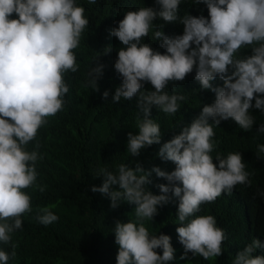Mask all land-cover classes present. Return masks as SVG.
Returning a JSON list of instances; mask_svg holds the SVG:
<instances>
[{
	"label": "clouds",
	"instance_id": "clouds-1",
	"mask_svg": "<svg viewBox=\"0 0 264 264\" xmlns=\"http://www.w3.org/2000/svg\"><path fill=\"white\" fill-rule=\"evenodd\" d=\"M155 3L158 10L140 7L127 11L118 27L111 30L123 46L114 64L122 84L112 100L115 103L135 97L143 114L137 134H128V152L135 157L141 149L161 142L160 125L149 118L151 109L175 114L180 102L186 100L183 94L165 92L170 82L185 80L195 69V79L202 89L215 93V100L159 149L157 155L172 162L173 171L153 167L146 172L139 165L132 169L125 164L119 165L117 172L101 170L103 183L91 191L107 196L113 209L122 201L135 205L137 219L117 221L113 230L119 245L117 264H168L173 260L171 238L151 234L144 223L172 197L179 200L176 216L181 226L175 231L184 248L181 259L192 253L209 260L223 253L225 231L217 226L214 216L196 214L202 204L232 193L237 185L250 186L251 173L240 152L226 157L217 153L213 158L214 126L231 119L247 132L255 122L249 110L254 107L264 113V98H260L264 96V0H195L206 5L207 19L187 13L178 16L182 0ZM14 15L17 18H12ZM157 19L179 21L183 34L165 35L162 25L153 24ZM88 24L84 7L76 0H0V243L12 248L11 253L0 249V264H8L15 257L12 234L22 228V217L33 211L26 190H45L36 183V165L42 157L37 150H27V145L36 139L48 118L64 108L69 92L65 74L78 71L74 50ZM150 32L161 42L163 54L142 43ZM249 46L252 55L240 58V50ZM102 69L99 65L88 70V84L96 91ZM217 78L223 87H213ZM145 82L154 91H142ZM108 95L105 91L103 98ZM258 133H264V124ZM257 149L264 153V145ZM152 173L168 182L157 186L160 195L144 187ZM113 186L119 190H112ZM54 207H37L40 224L47 226L59 219L51 210ZM261 247L264 245L259 240L252 239L236 254L233 264H264V257L253 255Z\"/></svg>",
	"mask_w": 264,
	"mask_h": 264
},
{
	"label": "trees",
	"instance_id": "trees-1",
	"mask_svg": "<svg viewBox=\"0 0 264 264\" xmlns=\"http://www.w3.org/2000/svg\"><path fill=\"white\" fill-rule=\"evenodd\" d=\"M76 3L84 7L89 20L74 50L79 68L75 73L65 74L69 92L64 98V108L48 118L36 139L27 145V150H37L42 157L36 165L39 174L36 183L45 186V190L40 192L35 187L26 190L32 198L33 211L22 217V228L12 234L16 255L8 264H117L119 245L115 243L113 230L117 221L127 223L137 219L135 205L122 201L113 209L107 196L91 191L103 183V177L99 176L101 170L107 168L117 172L119 165L125 164L132 169L139 165L146 172L153 167L173 171L175 165L163 161L157 155L159 149L190 126L202 108L215 100V93L202 89L195 79V69L185 80L170 82L165 92L183 94L186 100L180 102L181 107L175 114L163 113L155 107L151 109L149 118L160 125L161 142L141 149L138 156H131L127 150L128 134H137L138 120L143 114L135 97L115 103L112 100L116 88L122 84L114 64L123 46L111 35V30L118 27L127 11L140 7L158 10L159 6L155 0H96L95 3L76 0ZM185 13L208 18L206 5L195 3V0H182L178 16L183 17ZM153 24L162 25L161 30L167 36L183 34V24L179 21L165 23L157 19ZM152 37L153 32H150L142 43L163 54L161 42ZM251 47L242 48L238 56H251ZM99 65H103V69L96 81V91L88 84V70ZM212 85L223 87V82L217 78ZM105 91L109 93L106 99L103 98ZM142 91L154 89L145 82ZM252 103L254 105L255 101ZM249 114L255 122L247 132L231 119L214 126L216 147L211 155L215 158L220 153L226 157L229 153L240 152L246 170L251 173V185H237L232 193H224L214 202L202 204L196 214L214 216L217 226L225 231L223 253L209 260L192 256V253L187 254V259H181L184 248L175 231L181 226L176 216L179 200L172 197L168 204L157 208V215L151 221H144L151 234L171 238L174 258L168 264H233L236 254L252 239L264 245V153L257 149L258 145H264V133H258L264 124V113L253 107ZM149 180L144 187L153 195L161 194L158 185L168 183L157 178L155 173ZM112 190L119 188L113 186ZM168 195L171 197V193ZM49 205H55L51 210L59 219L45 226L36 219V209ZM0 249L12 251L11 244L0 243ZM157 252L162 254V250L157 249ZM253 255L264 257V247Z\"/></svg>",
	"mask_w": 264,
	"mask_h": 264
}]
</instances>
